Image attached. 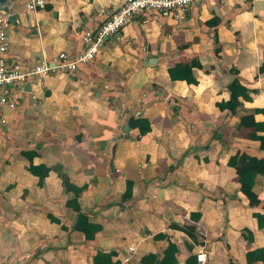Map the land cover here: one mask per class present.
<instances>
[{"label": "crops", "instance_id": "crops-1", "mask_svg": "<svg viewBox=\"0 0 264 264\" xmlns=\"http://www.w3.org/2000/svg\"><path fill=\"white\" fill-rule=\"evenodd\" d=\"M29 1L6 15L7 62L25 72L54 67L61 52L76 57L83 35L124 0H44L35 10ZM193 59L197 84L171 79L169 67ZM236 78L251 99L232 111L222 105ZM13 92L16 107H0V264H93L100 249L139 264L170 244L177 264L190 256L199 264L201 251L206 264H247L248 252L264 248L255 216L264 215V174L251 206L229 165L237 154L264 159L251 137L264 136V0H195L183 22L140 14L94 61L41 72ZM130 117L147 118L151 131L142 136ZM67 183L82 188V211L102 227L93 239L72 230ZM174 223L195 227L199 243Z\"/></svg>", "mask_w": 264, "mask_h": 264}, {"label": "trees", "instance_id": "trees-1", "mask_svg": "<svg viewBox=\"0 0 264 264\" xmlns=\"http://www.w3.org/2000/svg\"><path fill=\"white\" fill-rule=\"evenodd\" d=\"M217 41V40H216ZM220 48L216 49V52H219ZM195 67H201L198 59H193L191 64L186 67L183 63H177L176 65L169 67V74L172 80H186L190 84H197V80L193 77L192 70ZM231 90V98L228 102L222 105V107H228L232 111H235L239 106H241V102L239 98L242 97L244 99L250 100L251 97L249 95V90L240 84L238 78L233 82L230 86ZM258 112L264 110H257ZM129 125L132 128H139L141 135L144 136L151 131V123L147 118H134L130 117ZM253 126L260 128L261 125L259 123H251ZM251 125V126H252ZM249 126V122L244 118L240 123V127ZM251 137L255 140L261 141V149L264 150V136H258L256 133H252ZM229 165L234 167L237 170L238 181L241 184V190L244 194H246L250 200V205L255 206L259 199L256 194L254 188L256 184V179L259 174H264V159H257L254 157L247 156L245 154H237L230 158ZM49 172V168H46V172L41 175V181L43 182L46 175ZM61 176L65 178V173L62 172ZM68 190H71L75 193V197L68 202V206L73 208L77 212L76 222L72 226V230H77L83 232L85 234L86 239H93L95 234L102 228L98 225H93L88 222V216L82 211V208L78 202L79 194L82 192V188H77L76 186H72L71 184L66 185ZM132 193V183L128 184L127 191L124 195L125 198H130ZM255 216L260 221V227L264 228V215L255 213ZM172 227L175 229L182 230L186 232L194 244L199 243V236L196 233L195 227H191L189 225L180 226L177 224H172ZM66 228V227H65ZM245 233L251 232L244 231ZM165 236V234H159L157 237ZM179 250L176 244H170L167 249L164 251L162 257L156 254H148L141 258L139 264H177V254ZM117 255L115 250L107 251V250H98L97 253L93 256V264H120L119 261H114L113 257ZM262 261L264 263V248L255 249L254 251L247 253V264H253L255 262ZM187 264H196L195 256H190L187 260ZM229 264H241L238 262L231 261Z\"/></svg>", "mask_w": 264, "mask_h": 264}, {"label": "built area", "instance_id": "built-area-1", "mask_svg": "<svg viewBox=\"0 0 264 264\" xmlns=\"http://www.w3.org/2000/svg\"><path fill=\"white\" fill-rule=\"evenodd\" d=\"M195 0H124L121 6L112 13V15L102 23L98 28L87 31L83 35V50L76 56L70 57L66 52H61L54 67L42 64L33 71L25 72L16 67H12L7 62L8 52V34L7 17L0 12V107L14 109L18 96L14 94L13 88L28 80L31 76L39 73H47L53 69H62L68 72H74L79 65L94 61L100 55L107 39L119 34L128 22L134 17L147 13L159 12L172 15L177 21L183 22L191 4ZM44 0H30L26 4L28 10H35L37 7H44ZM4 123L5 119L0 118ZM199 264L207 263L206 253L201 251L197 254Z\"/></svg>", "mask_w": 264, "mask_h": 264}, {"label": "water", "instance_id": "water-1", "mask_svg": "<svg viewBox=\"0 0 264 264\" xmlns=\"http://www.w3.org/2000/svg\"><path fill=\"white\" fill-rule=\"evenodd\" d=\"M16 1H20V0H0V12H3L5 15H8L10 17L11 14L10 8L13 5V3H15Z\"/></svg>", "mask_w": 264, "mask_h": 264}]
</instances>
